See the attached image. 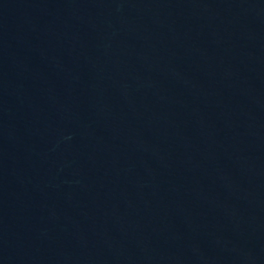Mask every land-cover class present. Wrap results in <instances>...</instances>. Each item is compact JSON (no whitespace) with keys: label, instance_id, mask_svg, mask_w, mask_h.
Wrapping results in <instances>:
<instances>
[{"label":"water","instance_id":"obj_1","mask_svg":"<svg viewBox=\"0 0 264 264\" xmlns=\"http://www.w3.org/2000/svg\"><path fill=\"white\" fill-rule=\"evenodd\" d=\"M0 264H264V0H0Z\"/></svg>","mask_w":264,"mask_h":264}]
</instances>
